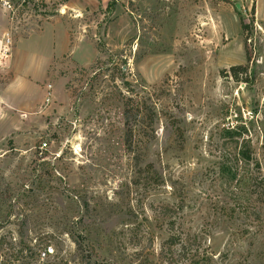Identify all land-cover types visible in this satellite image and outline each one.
Segmentation results:
<instances>
[{"label":"rangeland","instance_id":"obj_1","mask_svg":"<svg viewBox=\"0 0 264 264\" xmlns=\"http://www.w3.org/2000/svg\"><path fill=\"white\" fill-rule=\"evenodd\" d=\"M83 2L0 11V40L56 20L84 42L0 141V264H264V0ZM235 65L251 84L220 73ZM146 94L154 139L128 155L122 103Z\"/></svg>","mask_w":264,"mask_h":264},{"label":"crops","instance_id":"obj_2","mask_svg":"<svg viewBox=\"0 0 264 264\" xmlns=\"http://www.w3.org/2000/svg\"><path fill=\"white\" fill-rule=\"evenodd\" d=\"M107 1L86 0L83 3L90 4L92 8L102 6ZM83 43L78 40L69 45L67 30L61 21L56 20L42 22L37 31L11 43L13 47L9 55L0 58V65H6L5 70L1 68L0 74L6 75V81L0 78V141L14 134L20 124L25 125L28 120L27 125L30 124V115L38 105L49 102L50 85H44L41 81L48 78L50 64L62 56L74 60L72 52ZM92 55L94 57L93 50Z\"/></svg>","mask_w":264,"mask_h":264},{"label":"trees","instance_id":"obj_3","mask_svg":"<svg viewBox=\"0 0 264 264\" xmlns=\"http://www.w3.org/2000/svg\"><path fill=\"white\" fill-rule=\"evenodd\" d=\"M226 1V0H225ZM109 3L107 5L109 6ZM253 12V6H252ZM239 26L241 32H246L248 25L239 21ZM247 65H235L230 66L227 71L222 70L220 73L229 74L230 78L234 82H242L245 84H251L252 79H248L246 75ZM128 91V90H127ZM122 126H123V147L126 154H134L136 149L145 152L151 141L154 139L152 136L145 141H139L138 139V130H147L150 134H153V126L157 124L158 121V112L155 109V104L151 102L150 96L146 94V97H137L134 95L133 98H126L122 103ZM252 156L250 151L246 148L239 151L237 154L232 157V171L225 169L223 170L226 174L227 179L231 181H236L238 177L237 169H233L236 163L240 164H249L252 161ZM233 161L234 165H233ZM256 174H259V168L256 167ZM260 177L259 175H256ZM252 187L255 186V179L252 180ZM262 183V179L259 183H256L259 186ZM41 188V187H40ZM258 188V187H255ZM11 197V196H10ZM11 199V198H10ZM39 244L33 246V249H38ZM42 253H45V248L42 249ZM28 264V263H26Z\"/></svg>","mask_w":264,"mask_h":264},{"label":"built area","instance_id":"obj_4","mask_svg":"<svg viewBox=\"0 0 264 264\" xmlns=\"http://www.w3.org/2000/svg\"><path fill=\"white\" fill-rule=\"evenodd\" d=\"M13 1H19L21 2V4L25 2V0H0V11L2 10L7 14H14L13 12L15 11V8H13V4H12ZM10 45H11V41L9 37L4 36L0 41V58H6V56H8ZM44 146H45L44 144H41L42 148ZM40 255L43 258L47 254L45 252V253H41Z\"/></svg>","mask_w":264,"mask_h":264},{"label":"water","instance_id":"obj_5","mask_svg":"<svg viewBox=\"0 0 264 264\" xmlns=\"http://www.w3.org/2000/svg\"><path fill=\"white\" fill-rule=\"evenodd\" d=\"M236 8H238V6L236 5Z\"/></svg>","mask_w":264,"mask_h":264}]
</instances>
